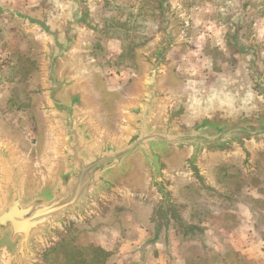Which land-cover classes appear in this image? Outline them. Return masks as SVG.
Wrapping results in <instances>:
<instances>
[{"label": "water", "instance_id": "1", "mask_svg": "<svg viewBox=\"0 0 264 264\" xmlns=\"http://www.w3.org/2000/svg\"><path fill=\"white\" fill-rule=\"evenodd\" d=\"M90 2L64 0L58 20L2 9L41 41L31 92L45 138L37 156L0 124V264H47L77 227L108 222L121 205L144 213L155 233L168 230L171 216L186 230L183 185L221 195L211 179L216 162L241 156L249 165L264 148V71L255 54L247 68L250 100L214 92L186 97L167 83L175 45L168 26L134 86L105 112L82 56V39L99 30Z\"/></svg>", "mask_w": 264, "mask_h": 264}, {"label": "rangeland", "instance_id": "2", "mask_svg": "<svg viewBox=\"0 0 264 264\" xmlns=\"http://www.w3.org/2000/svg\"><path fill=\"white\" fill-rule=\"evenodd\" d=\"M63 1L0 0V124L37 156L45 136L37 112L39 98L31 90L39 79L41 41L2 9L45 12L58 20ZM90 4L99 30L82 39V56L95 76L97 99L109 115L119 96L134 86L166 26L175 39L168 55V84L183 89L186 97L214 92L250 100L253 84L247 68L253 54L264 71V0H91ZM211 179L221 195H209L191 184L180 189L191 220L186 230L171 216L168 230L163 227L155 233L154 223L144 213L121 205L110 221L90 229L77 227L68 241L109 249L114 264H147L150 254L162 264L242 260L264 264V254L251 259L236 247L247 233L264 238V148L254 151L249 165H243L241 156L216 162Z\"/></svg>", "mask_w": 264, "mask_h": 264}, {"label": "trees", "instance_id": "3", "mask_svg": "<svg viewBox=\"0 0 264 264\" xmlns=\"http://www.w3.org/2000/svg\"><path fill=\"white\" fill-rule=\"evenodd\" d=\"M112 256L111 250L99 245L75 246L71 241H66L49 252L47 264H114L115 262L110 259ZM240 264H257V262L242 260Z\"/></svg>", "mask_w": 264, "mask_h": 264}, {"label": "crops", "instance_id": "4", "mask_svg": "<svg viewBox=\"0 0 264 264\" xmlns=\"http://www.w3.org/2000/svg\"><path fill=\"white\" fill-rule=\"evenodd\" d=\"M185 217L187 218L186 215H185ZM187 220L191 223L190 219L187 218ZM250 234L251 235L248 236V233H247L245 236L246 239L244 241H240L239 244H237V245L235 243V245H236L237 249L243 253V255H245L246 257L251 258V259H256V258H258L264 254V238L260 239L259 237H256L253 233H250ZM132 242H135L137 244L136 239H133ZM136 244H134V246ZM132 247H133V245H130V248H132ZM145 262H147V264H160L161 263V262H159L157 257H153V256H151V254L148 256V258L145 260Z\"/></svg>", "mask_w": 264, "mask_h": 264}]
</instances>
